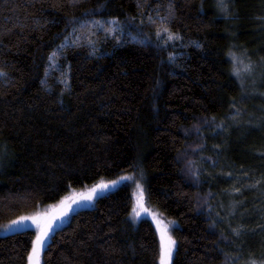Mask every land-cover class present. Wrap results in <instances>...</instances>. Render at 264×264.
Here are the masks:
<instances>
[{"label":"trees","instance_id":"1","mask_svg":"<svg viewBox=\"0 0 264 264\" xmlns=\"http://www.w3.org/2000/svg\"><path fill=\"white\" fill-rule=\"evenodd\" d=\"M104 20L124 34L60 48ZM193 129L209 158L197 183L179 158ZM138 173L174 223L171 264L261 260L264 0H0V230ZM132 206L123 184L71 213L40 264H159L157 231ZM35 235L0 233V264H28Z\"/></svg>","mask_w":264,"mask_h":264},{"label":"rangeland","instance_id":"2","mask_svg":"<svg viewBox=\"0 0 264 264\" xmlns=\"http://www.w3.org/2000/svg\"><path fill=\"white\" fill-rule=\"evenodd\" d=\"M78 28L79 29L75 31L73 30L71 34L63 40L62 44L60 45V48H63L67 45L77 44L79 42L90 44V42H92L93 39L96 40L95 38L97 35L98 37L102 36L100 32H102L103 34L114 35L117 37H121V35L124 34L120 25L114 20L84 22ZM125 36L132 38L131 35H128V34H125ZM166 40L167 41L169 40L168 36L166 37ZM60 48L59 50L55 51L53 55L59 56ZM51 64L55 65L54 58L51 59ZM208 125L210 124L207 123L205 127ZM212 126H214V124ZM200 130L201 129H193L188 132L187 136L189 138V144L186 146V148L184 149V151L181 153L179 157L180 162L182 163L184 167V171L187 175V178L191 181L195 180V183H197L196 178L199 176V173L202 169V165L206 161L209 160L208 157H205V151H204L203 145L200 147L201 143H203L202 137L200 135ZM125 176H130L133 179L123 181L120 184H118L115 188H112L110 191H106L103 194H107L115 190L120 185L128 184L131 186V191H132V196H133V206H132V209H133L136 203V193H137L136 184L139 183L142 186L143 191H144L145 207L148 209L147 213H143V212L141 213V218L142 217L148 218L153 224V226L155 227L157 231L159 247H160V243H161L160 235L161 234L158 228L163 227V224L168 225V234L172 238V229L174 228V223L171 220L166 219L163 215H161L159 212L154 210L148 204L147 199H146V193H145V177L143 174L138 173V174L122 175L113 181H119L121 177H125ZM100 182L109 183L111 181L99 180L96 183L86 186L82 189L72 190L68 194H66L61 200H59V202L53 205H50V206H46L44 209H41L39 212L34 213L31 216H27V217L39 216L40 218L39 223L42 227L45 226L49 221H51L52 230L49 232V236H51L52 232L56 228L62 226L68 220L71 213L75 212L78 209L92 206L95 199L99 197L100 195H103V194H98L97 196L94 197V199L91 202L81 199V194L86 195L93 186L97 185ZM73 200H75L76 203H73ZM62 201L64 202L63 204L61 203ZM61 213H67V214L61 215ZM154 215H155V218H154ZM131 217L132 219H134V221L140 219V218H134L133 212L131 213ZM157 221H162L163 224L158 225ZM25 224L27 226L18 227L16 225H13L12 222H10L7 225H5L3 228H1L0 233L8 234V233H13L16 231H21V230H25L28 228H32L35 231V234H36L35 236L37 237V235L41 231V228L37 227V224L33 223L32 220L25 221ZM36 237L34 241L36 240ZM48 240L49 239H47V242ZM159 254H160V250H159ZM263 256H264V253L261 257V260L259 259L260 260L259 262H252L250 264H264ZM28 264H29V261H28Z\"/></svg>","mask_w":264,"mask_h":264},{"label":"snow or ice","instance_id":"3","mask_svg":"<svg viewBox=\"0 0 264 264\" xmlns=\"http://www.w3.org/2000/svg\"><path fill=\"white\" fill-rule=\"evenodd\" d=\"M165 31H167V29H165ZM168 39L169 40L179 39V37L169 34ZM131 179L133 178L130 176H125V177H121L119 181H111L109 183L100 182L97 185L93 186L86 195L81 194V199L91 202L94 199V197L97 196L98 194H103L106 191H110L112 188H115L121 182ZM136 189H137L136 203L132 209V212L134 214V218H141V213L142 212L147 213L148 209L145 207L144 191L139 183L136 184ZM61 203L63 204L64 202L62 201ZM73 203H76V201L73 200ZM66 214L67 213H61V215H66ZM39 219H40L39 216L21 217L19 220L12 222L13 225L21 227V226H27L25 224V221L32 220L33 223L37 224V227L41 228L40 233L37 235L36 240L33 242L32 251L28 257L29 264H40L41 253L43 249L47 246V239L50 238L49 232L52 230L51 221H49L45 226L42 227L39 223ZM157 223L158 225L163 224L162 221H157ZM158 230L160 231L161 234L159 264H171V259L173 256V251L176 241L173 240L171 236L168 234V225L163 224V227L158 228Z\"/></svg>","mask_w":264,"mask_h":264}]
</instances>
